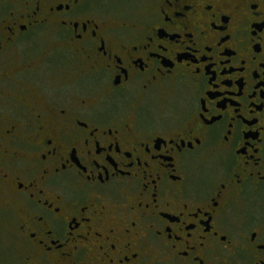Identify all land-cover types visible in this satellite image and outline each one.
Here are the masks:
<instances>
[{"label": "flooded vegetation", "instance_id": "flooded-vegetation-1", "mask_svg": "<svg viewBox=\"0 0 264 264\" xmlns=\"http://www.w3.org/2000/svg\"><path fill=\"white\" fill-rule=\"evenodd\" d=\"M0 0V189L24 264H264V0Z\"/></svg>", "mask_w": 264, "mask_h": 264}, {"label": "rangeland", "instance_id": "rangeland-1", "mask_svg": "<svg viewBox=\"0 0 264 264\" xmlns=\"http://www.w3.org/2000/svg\"><path fill=\"white\" fill-rule=\"evenodd\" d=\"M133 0H103L102 7L110 10L131 6ZM14 209L9 197L0 189V264H24L22 251L12 234L10 213Z\"/></svg>", "mask_w": 264, "mask_h": 264}]
</instances>
